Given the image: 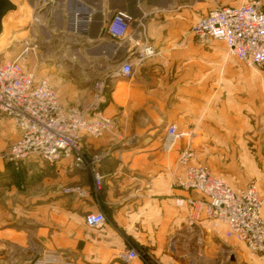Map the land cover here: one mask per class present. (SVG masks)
<instances>
[{"label":"crops","instance_id":"crops-1","mask_svg":"<svg viewBox=\"0 0 264 264\" xmlns=\"http://www.w3.org/2000/svg\"><path fill=\"white\" fill-rule=\"evenodd\" d=\"M11 2L16 9L3 20L0 50L10 34L19 46L58 41L84 47L82 60L109 79L105 111L114 127L99 138L82 136L83 153L107 152L91 170L75 167L71 159L54 165L35 158L25 162L48 166L62 187L78 186L83 196L61 191L43 201H20L14 186H0V264H31L45 250L58 251L72 264H171L173 244L193 238L198 227L220 232L264 264L243 244L227 239L224 228L206 219L202 209L176 204L177 198L199 199L175 184L184 172L179 151L187 145L194 153L192 163L205 162L224 179L256 172L255 161L264 157V69L246 67L228 54L223 42L200 41L191 33L211 0H195L193 11L183 10L180 0ZM116 13L129 18L119 40L107 33ZM142 45L152 46L155 54L141 58ZM123 63L131 66L129 78L119 73ZM169 125L185 136L174 150L164 152L161 144ZM17 132L11 123L12 143ZM94 173L101 176L99 190ZM44 185L53 186L52 178ZM95 213L105 223L90 228L85 217ZM130 250L137 257L127 261Z\"/></svg>","mask_w":264,"mask_h":264},{"label":"built area","instance_id":"built-area-1","mask_svg":"<svg viewBox=\"0 0 264 264\" xmlns=\"http://www.w3.org/2000/svg\"><path fill=\"white\" fill-rule=\"evenodd\" d=\"M232 3L211 0V7L199 15L191 27V33L200 41L215 40L226 45L228 54L249 67L264 64V0H232ZM129 27L126 14L116 13L107 25L108 35L122 39ZM141 58L152 57V46H140ZM119 73L129 78L131 66L123 63ZM64 110L46 79H36L33 73L22 68L18 58L0 63V113L8 116L18 138L12 143L9 160L18 165L31 158L54 165L64 159H75L78 168L85 166L80 149V138H98L105 123L92 108ZM185 136L175 125L167 127L161 148L164 152L174 150L178 140ZM194 153L189 148L180 149L178 163L184 175L175 184L183 190L193 191L199 199L177 198L176 204L184 202L204 211L206 219L224 228V235L243 244L252 255L264 260L263 201L255 185L243 190L232 189L222 177L214 176L201 165L190 163ZM95 187L101 176L93 174ZM78 191V189H76ZM98 190V188H97ZM79 192V191H78ZM105 223L100 213L88 214L85 224L98 228ZM137 257L128 252L126 259ZM31 264H72L56 250H45Z\"/></svg>","mask_w":264,"mask_h":264},{"label":"rangeland","instance_id":"rangeland-1","mask_svg":"<svg viewBox=\"0 0 264 264\" xmlns=\"http://www.w3.org/2000/svg\"><path fill=\"white\" fill-rule=\"evenodd\" d=\"M46 1L44 0V2ZM194 2L195 0H180V5L183 10L186 9L185 7L192 10ZM196 14L199 13L197 12ZM194 20L195 18L192 21ZM12 23L11 20L8 23L9 30L7 34L11 31ZM5 37L1 43L0 63L14 60L19 57L17 56L20 54L19 52H22L23 60H18L22 68L24 66V71L33 73L36 79H46L64 110L73 108L87 109L88 114L91 116L92 108H95L94 110L98 114L99 119L105 123L100 136L114 127L113 119L105 111V106L110 98L109 79L98 76L99 72L95 69V66L82 60L81 57L85 56L84 47L79 45H61L58 41L48 46H37L32 45V43L19 46L15 45L11 34L9 35L11 37L8 38L9 40L7 39L8 36ZM249 68L264 69V64ZM10 121L8 116L0 113V186H4L5 189L14 186L19 194L20 201H30L35 197L36 201H43L45 196L49 194L56 196L61 191L67 194L83 196L84 192L78 186L62 187L56 176L57 174L55 175L54 171L48 166L30 167L26 165V161L14 165L9 160V152L12 145L10 141V126L12 122ZM81 138L80 151L85 158V166L82 168L91 170L96 161L104 158L107 152H101L99 155L83 153ZM185 148H189V146L187 145ZM71 160L74 163L75 159ZM192 160L193 156L190 160L193 166H205L211 173L205 162L196 164L192 163ZM255 162L257 167L254 173L246 171L235 175H224L226 180L222 178L234 190H243L249 185H255L262 201H264V157L257 159ZM74 166L77 167L75 164ZM180 167L184 171L181 165ZM51 178L53 186L44 185V181ZM97 188L99 190L100 185ZM219 233L198 227L193 238H180L173 244L171 264H259L258 258L255 259L249 256L238 245L221 238ZM252 256L256 255L252 254Z\"/></svg>","mask_w":264,"mask_h":264},{"label":"water","instance_id":"water-1","mask_svg":"<svg viewBox=\"0 0 264 264\" xmlns=\"http://www.w3.org/2000/svg\"><path fill=\"white\" fill-rule=\"evenodd\" d=\"M16 9L15 5L12 4L11 0H0V36L3 30V20L11 12ZM1 38V37H0Z\"/></svg>","mask_w":264,"mask_h":264}]
</instances>
